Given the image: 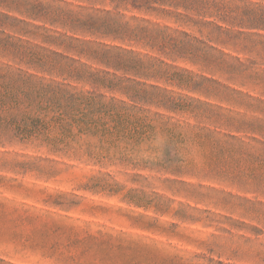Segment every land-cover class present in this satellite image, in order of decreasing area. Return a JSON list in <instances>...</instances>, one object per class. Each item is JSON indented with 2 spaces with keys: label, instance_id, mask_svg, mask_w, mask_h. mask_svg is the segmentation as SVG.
<instances>
[{
  "label": "rangeland",
  "instance_id": "374dc122",
  "mask_svg": "<svg viewBox=\"0 0 264 264\" xmlns=\"http://www.w3.org/2000/svg\"><path fill=\"white\" fill-rule=\"evenodd\" d=\"M36 1L80 10L7 0ZM22 8L0 4V264H264L263 48L206 68Z\"/></svg>",
  "mask_w": 264,
  "mask_h": 264
},
{
  "label": "trees",
  "instance_id": "16d2710c",
  "mask_svg": "<svg viewBox=\"0 0 264 264\" xmlns=\"http://www.w3.org/2000/svg\"><path fill=\"white\" fill-rule=\"evenodd\" d=\"M236 1V2H235ZM66 2V0H60ZM80 3V10L36 1L22 6L0 0V4L11 9L23 7L35 20L59 24L73 34L111 38L129 44L142 45L159 55L173 56L189 60L195 64L211 68L213 65L228 64V54L214 55L215 44L231 47L241 52L252 53L260 47L264 50V41L255 40V33L264 30V8L261 9L246 0H73ZM155 20L174 21L189 31L174 32L170 26H162ZM6 18H9L6 16ZM50 39V38H48ZM213 44V45H211ZM73 47V46H71ZM112 63V60H107ZM239 65L225 67L235 75L253 80L255 76L247 73L250 68L240 59ZM157 62H159L157 60ZM255 64L254 61H249ZM40 68L44 64L37 62ZM160 64H164L162 61ZM113 65H120L115 63ZM157 70L155 75H161Z\"/></svg>",
  "mask_w": 264,
  "mask_h": 264
}]
</instances>
